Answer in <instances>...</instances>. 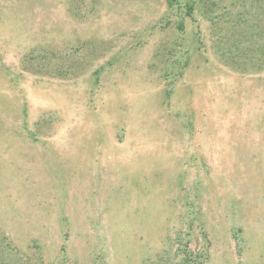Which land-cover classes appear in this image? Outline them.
<instances>
[{
    "label": "rangeland",
    "instance_id": "1",
    "mask_svg": "<svg viewBox=\"0 0 264 264\" xmlns=\"http://www.w3.org/2000/svg\"><path fill=\"white\" fill-rule=\"evenodd\" d=\"M193 3L0 0V264H264V0Z\"/></svg>",
    "mask_w": 264,
    "mask_h": 264
},
{
    "label": "trees",
    "instance_id": "2",
    "mask_svg": "<svg viewBox=\"0 0 264 264\" xmlns=\"http://www.w3.org/2000/svg\"><path fill=\"white\" fill-rule=\"evenodd\" d=\"M193 2L194 0H166L167 21L175 19V28L178 31H183L185 18L192 16L195 7V3ZM222 28H226L221 40L222 49H225L223 52L225 59L231 62L235 61L240 66V64L244 65L247 55L259 53L262 55V58L264 57V44H257L256 46L254 43L253 53V48H251L249 43H246L248 45H242L243 43L239 41L238 36L240 31H238L237 26L228 21V25ZM250 59L253 61L252 57ZM190 229L178 231L172 238L168 239L167 245L152 259H147L144 264H203L209 255L207 252L208 248L204 246H192L190 242Z\"/></svg>",
    "mask_w": 264,
    "mask_h": 264
}]
</instances>
